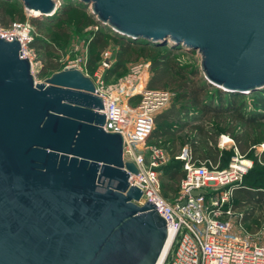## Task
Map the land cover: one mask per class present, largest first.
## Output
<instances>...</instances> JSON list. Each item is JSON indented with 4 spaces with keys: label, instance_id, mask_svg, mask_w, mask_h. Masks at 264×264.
<instances>
[{
    "label": "water",
    "instance_id": "95a60500",
    "mask_svg": "<svg viewBox=\"0 0 264 264\" xmlns=\"http://www.w3.org/2000/svg\"><path fill=\"white\" fill-rule=\"evenodd\" d=\"M21 1L34 18L59 8ZM78 1L124 38L197 52L213 86L264 88V0ZM105 120L91 76L65 67L38 82L21 39L0 35V264L158 263L167 220L136 202L137 165Z\"/></svg>",
    "mask_w": 264,
    "mask_h": 264
},
{
    "label": "built area",
    "instance_id": "2783aa9c",
    "mask_svg": "<svg viewBox=\"0 0 264 264\" xmlns=\"http://www.w3.org/2000/svg\"><path fill=\"white\" fill-rule=\"evenodd\" d=\"M29 32L28 25L0 28L1 36H18L21 39L24 56L33 61L35 71L34 55L28 48ZM74 67H78L77 63ZM93 80L96 93L104 100V129L123 135L124 159L137 165L138 172H130L129 176V182L143 190L141 199L136 202L140 205L146 199L155 202L156 209L166 218L169 230L173 231L162 264H264V241L243 232L244 212L238 211L232 202L238 181L253 166V159L239 151L229 134L219 136L218 146L220 149L233 148L234 154L229 166L220 170L214 169L211 160L196 159L187 145L174 155L157 143L148 144L155 115L168 99L167 91L152 90L142 85L139 92L135 91L136 87L131 88L123 100L109 90L104 80ZM136 94L141 95V99L138 105L132 106L129 100ZM172 157L184 161V176L178 193L169 200L162 193L161 167ZM201 189L202 193L193 194V191Z\"/></svg>",
    "mask_w": 264,
    "mask_h": 264
},
{
    "label": "trees",
    "instance_id": "16d2710c",
    "mask_svg": "<svg viewBox=\"0 0 264 264\" xmlns=\"http://www.w3.org/2000/svg\"><path fill=\"white\" fill-rule=\"evenodd\" d=\"M77 3L84 5L79 1ZM15 7L0 0V22L3 26H11L9 12ZM74 7V2H66L62 10L58 8L57 12L47 19L52 21L62 16L67 20ZM18 8L20 9L16 13L24 17V7ZM30 21L40 25L37 18L30 17ZM97 24L98 28L91 31L89 39L90 49L95 48L97 51L91 53L89 65L95 62L100 53L114 44L117 46L115 62L106 70V80L117 78L124 73L128 62L147 58L154 70L147 88L163 91L171 89L176 93L177 99L184 101L180 106H172L155 115L154 129L148 141L155 140L154 143L173 153L178 145V133L185 127H190L194 134L191 139L184 140L189 143L186 145L196 159L211 160L214 165L221 161L223 154L226 153L228 158L234 154L233 148L230 151L219 148L218 140L223 132L233 137L239 151L244 155H248L259 141H264V88L247 94L226 92L211 85L201 74L198 65L180 62L174 53H179L175 51L182 49L166 44H149L142 40L133 41L113 32L99 21ZM47 45L40 39L28 43L29 48L36 49L47 48ZM49 69L54 72L61 68L58 63H54L50 68H43L41 73H46ZM229 121H232L230 125ZM237 123H241V127L235 132ZM168 138L171 139L166 144ZM174 159L171 165L163 168L170 182L162 180V193L169 200L178 193L180 181L184 176V161L175 157ZM252 159L253 166L244 175L245 181L234 191L232 202L237 207L245 203L264 204V149ZM171 192L175 194L173 197L169 194ZM245 213L244 221L253 215V210H246Z\"/></svg>",
    "mask_w": 264,
    "mask_h": 264
},
{
    "label": "rangeland",
    "instance_id": "374dc122",
    "mask_svg": "<svg viewBox=\"0 0 264 264\" xmlns=\"http://www.w3.org/2000/svg\"><path fill=\"white\" fill-rule=\"evenodd\" d=\"M4 1L8 4H12L13 6L15 5L16 7L12 8L13 11L9 12V19L12 21L11 26L5 27L0 22V28L14 29L18 27L23 28L28 25L30 29V41L40 39L48 44L47 48L41 49L28 47L29 53H31V55H34V73L35 78L38 82H44L48 77L51 76V74L53 73L51 69H49L46 73H41L43 68H50L51 64L58 63L60 65V68L63 69L65 67H74V65L77 63L79 69L83 70L93 79L96 80L98 78H101L102 80H104V83L109 88V90L113 91V93H115L116 95H119L123 100H125L128 93L132 91L131 88L136 87V91L139 85H145L147 87V84L154 73V70L151 68V61L147 58H141L137 61L128 62L124 73H122L119 77L111 78L108 80L105 79L106 70H108L115 62V50H117V46L114 44H112V46L106 51L100 53L97 56L95 62L89 65L88 62L90 61L91 53H95L97 51V49L95 48L90 49L89 39L91 36V31L98 28V19L95 15L92 14L91 6H86L85 4L79 5L77 3L78 0H59L58 7L61 10L64 8L66 2L75 3V7L70 13V18L66 20L61 16L58 19L52 21H49L47 19L49 17L37 18V20H39L40 22L39 25L30 21L31 16L29 15V11L24 7L21 0ZM20 6H23L25 9L24 17H20L16 13V11L20 9L18 8ZM175 52H179L174 53V55L176 54V57L180 62L195 64L200 67L201 56L197 52L192 53L183 49L177 50ZM201 74L203 75L202 71ZM167 93L168 99L165 101L160 111L167 110L172 106H180L184 102L177 99V95L173 90L168 89ZM140 99L141 95L136 94L129 100V103L132 106H136L139 104ZM231 122L232 121H229L228 125H230ZM224 126L226 127V124ZM240 127L241 123H237L235 132H237V130H240ZM193 134L194 131L190 129V127H185L180 133H178V145L173 151L174 155L179 153L183 146L189 144L184 140L191 139L193 137ZM223 134L229 133L223 132ZM170 139L171 138L166 139L167 141H165V143L167 144ZM154 142L155 140H153L152 142L148 141V144H153ZM224 149L230 151L231 148L227 147ZM263 149L264 141L262 140L253 146L252 150L248 155H246V157L252 159L254 156H258V154L261 153ZM231 157L232 156L230 155L228 158V155L226 153L223 154L221 161L216 164L218 166L214 165V169L220 170L228 167L231 161ZM225 160H228L227 163ZM174 161L175 159L174 157H172L166 164L161 167V177L163 182H170V180L165 176L163 168L165 166L171 165V163H173ZM244 181L245 178L243 177L241 181H238V185ZM169 194L171 195V197L175 195L172 192ZM235 207L238 211L244 212L242 218L245 217L246 210H253V215L249 219H247L246 221H244L243 219V232L254 234L256 237H260V239L264 241V234L262 235V231H264V204L245 203L239 207Z\"/></svg>",
    "mask_w": 264,
    "mask_h": 264
},
{
    "label": "bare ground",
    "instance_id": "6f19581e",
    "mask_svg": "<svg viewBox=\"0 0 264 264\" xmlns=\"http://www.w3.org/2000/svg\"><path fill=\"white\" fill-rule=\"evenodd\" d=\"M33 12H35V11H33ZM22 32L25 34V31L24 30H22ZM22 33V34H23ZM145 79V78H144ZM141 88H142V85L140 86H138L137 87V90H136V92H139L140 90H141ZM127 98V97H126ZM126 98H125V100H126ZM172 237H173V231L172 230H169V237H168V240H167V243H166V246H165V249H164V251H163V253H162V256L160 257V259H159V261H158V263L157 264H162V262H163V260H164V258H165V256H166V254H167V252H168V249H169V247H170V244H171V241H172Z\"/></svg>",
    "mask_w": 264,
    "mask_h": 264
}]
</instances>
